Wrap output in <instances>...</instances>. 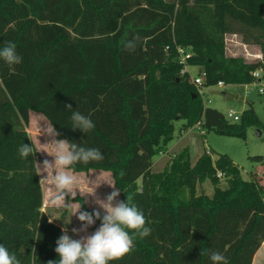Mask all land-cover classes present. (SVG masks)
Listing matches in <instances>:
<instances>
[{
    "label": "trees",
    "instance_id": "1",
    "mask_svg": "<svg viewBox=\"0 0 264 264\" xmlns=\"http://www.w3.org/2000/svg\"><path fill=\"white\" fill-rule=\"evenodd\" d=\"M228 33L258 45L261 58L226 55ZM136 36L135 51L125 49L123 42ZM8 42L22 62L0 59V244L20 264L58 260L62 235L41 209L35 155L22 158L18 151L31 146L23 126L30 111L42 113L56 139L99 149L102 160L71 170L110 172L120 201L131 195L143 212L151 234L110 264H212L213 252L228 264H252L264 241V183L257 173L243 179L227 155L213 160L208 151L192 164L187 147L162 171L152 173L151 166L174 137L176 120L183 121L180 132L202 122L223 134H245L246 123L228 124L203 106L181 74L176 47L191 52L187 64L205 70L207 86L254 82L252 71H264V0H0V47ZM72 111L94 127L72 129ZM246 112L260 127L253 109ZM205 179L215 186L211 196L195 191Z\"/></svg>",
    "mask_w": 264,
    "mask_h": 264
},
{
    "label": "rangeland",
    "instance_id": "2",
    "mask_svg": "<svg viewBox=\"0 0 264 264\" xmlns=\"http://www.w3.org/2000/svg\"><path fill=\"white\" fill-rule=\"evenodd\" d=\"M224 51L228 56H240L249 62L257 61L256 54L259 53L262 55L261 49L258 45L245 44L242 42L239 34L232 33L225 35ZM198 70V66L189 67L192 76L196 75ZM233 95H237V98ZM207 99H209L210 102L206 103ZM201 100L203 106L207 105L208 107L214 108L222 113L228 124L243 125L246 123L245 134L243 136L223 134L216 128L206 129L202 126V122L187 127L180 132L183 121L176 120L174 122V137L164 146L163 154L156 153L153 156L151 172L157 173L162 171L164 166L171 161L174 154H177L183 148L187 147L189 149V158L192 164L204 151H208L213 160L220 154H225L239 168L243 179H249L251 173H257L261 182L264 183V178H262L264 177V93L259 94L257 92L256 83L248 85L228 84L224 85L222 88H210L205 94V97H201ZM250 107L253 109V112L259 120L260 127L249 121L246 111ZM229 109L235 111L239 118L238 120L234 121L227 116L226 113ZM28 118V123L23 126L29 136L30 144L33 145L34 148L35 163L43 193V204L41 209L47 215L49 220L51 219L52 222L59 225L62 230L67 229L68 234L74 239H79L80 237L78 235L72 233L73 228H79L81 226V222L77 219V216L74 215L76 210L81 208V211H85L80 206L78 197L85 199L84 193L92 198V200H95L96 198V200H103L105 197L101 198L99 196H93L94 188L90 187L88 184L79 183L78 181L74 189V198L70 196L65 201L67 206H53L50 204V198L55 193L50 184L41 181V175H46V173L43 174L39 165L42 166V162L45 159H48L49 161L52 160V157L47 154V152H51L52 146L46 143H50L52 140V137L49 136L47 132H51L53 127L41 112L30 111ZM256 155L262 156L263 160L256 161L251 158ZM70 171L77 177V180L85 178L86 174H89L91 177L99 172L105 173L107 176L102 177L104 189L109 194L113 191V188L109 186L114 185L110 172L101 170L74 172L71 169ZM49 175H51V173H49ZM94 177L95 176L92 178ZM219 179V187H226V179L222 176ZM214 187L215 186L211 184L209 179H205L202 182L197 183L195 191L197 194L211 196ZM117 199L119 200V198ZM99 226L100 224H96L95 222V224L88 228V234L93 233ZM81 235H83V233H81ZM252 264H264V243L261 244L260 248L255 253Z\"/></svg>",
    "mask_w": 264,
    "mask_h": 264
},
{
    "label": "clouds",
    "instance_id": "3",
    "mask_svg": "<svg viewBox=\"0 0 264 264\" xmlns=\"http://www.w3.org/2000/svg\"><path fill=\"white\" fill-rule=\"evenodd\" d=\"M140 40L136 36L132 40L123 42L125 49L135 51L137 42ZM0 59L9 66L22 62V57L16 52V45L8 42L0 47ZM72 110V105L65 106ZM70 120L72 129H79L83 133L94 127L92 120L79 111H72ZM52 137L50 144L51 152H47L52 160L45 159L41 171L46 175H41V181L50 184L54 190V195L50 198L53 206H67L65 201L68 197L74 198V189L78 183L77 177L70 171L76 163L87 164L92 161H100L104 157L99 149L85 148L77 143H70L65 139H55L59 135L53 129L47 132ZM22 158L35 155L33 145L23 143L18 149ZM51 173V175H49ZM109 185V184H108ZM114 190L103 200H97L99 209L92 212L77 209L75 214L81 222L79 228H73L72 233L78 235L79 239H74L68 234L67 229L62 230V235L56 240L54 251L58 254V260H50L48 264H110L111 261L119 260L130 253L135 240H143L151 234V228L146 226V219L143 212L133 203L131 195L126 197V201L117 198L120 190L114 185H109ZM100 220V226L88 234V228ZM52 220H49L51 223ZM83 233V235H81ZM212 264H228L225 256L219 252L210 255ZM0 264H20L15 254L2 244H0Z\"/></svg>",
    "mask_w": 264,
    "mask_h": 264
},
{
    "label": "built area",
    "instance_id": "4",
    "mask_svg": "<svg viewBox=\"0 0 264 264\" xmlns=\"http://www.w3.org/2000/svg\"><path fill=\"white\" fill-rule=\"evenodd\" d=\"M166 50L168 49V46L165 48ZM176 52H177V57L178 61L183 65L181 69V74H187L191 83L194 85V87L197 90V93L200 95V97H205V94L208 92V90L212 87L216 88H222L225 84L222 81L217 82L215 85L207 86L205 84V79H206V72L204 69L199 67V70L196 75L192 76L190 71H189V65L187 64V60L191 56V52L182 47V46H177L176 47ZM257 59L261 58V55L258 53L255 55ZM252 76L255 79L254 82L251 83H256V89L259 94L264 93V71L261 69L254 70L252 71ZM251 83L243 84V85H248ZM210 102L209 99L206 100V103ZM229 118L232 120L236 121L238 120V116L236 115L235 111L232 109H229V111L226 113ZM163 154V153H160ZM217 176H221L220 173L217 174Z\"/></svg>",
    "mask_w": 264,
    "mask_h": 264
},
{
    "label": "crops",
    "instance_id": "5",
    "mask_svg": "<svg viewBox=\"0 0 264 264\" xmlns=\"http://www.w3.org/2000/svg\"><path fill=\"white\" fill-rule=\"evenodd\" d=\"M101 171H103V170H101ZM93 176H95V177L92 178ZM93 176L90 177L89 174H86L85 175V178H80L78 181H79V183L88 184V185H90V187L94 188L93 196H95V197H98L99 196L101 198L106 197L109 193H107L105 191V189H104V183L102 181V177L107 176V175L105 173H100L99 172V173H96ZM109 182H110V180H109ZM84 194H85V199H84L85 206L87 208L91 209V210H93L94 208L95 209H99V205L97 204V200H96L97 198L95 200H92V198H90L88 195H86V193H84ZM84 194H82V195H84ZM88 197H89V200H88ZM118 198L120 200V195H119ZM99 210L103 214V210L102 209H99ZM263 243H264V241H263Z\"/></svg>",
    "mask_w": 264,
    "mask_h": 264
},
{
    "label": "water",
    "instance_id": "6",
    "mask_svg": "<svg viewBox=\"0 0 264 264\" xmlns=\"http://www.w3.org/2000/svg\"><path fill=\"white\" fill-rule=\"evenodd\" d=\"M193 96H195V94H193ZM235 98H237V95H233Z\"/></svg>",
    "mask_w": 264,
    "mask_h": 264
}]
</instances>
